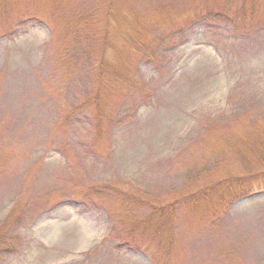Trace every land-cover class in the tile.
Segmentation results:
<instances>
[{"label": "rangeland", "instance_id": "rangeland-1", "mask_svg": "<svg viewBox=\"0 0 264 264\" xmlns=\"http://www.w3.org/2000/svg\"><path fill=\"white\" fill-rule=\"evenodd\" d=\"M263 172L264 0H0V264H264Z\"/></svg>", "mask_w": 264, "mask_h": 264}, {"label": "trees", "instance_id": "trees-1", "mask_svg": "<svg viewBox=\"0 0 264 264\" xmlns=\"http://www.w3.org/2000/svg\"><path fill=\"white\" fill-rule=\"evenodd\" d=\"M221 18H223L224 20L230 21L229 18H226L224 16L223 17L221 16ZM91 106H95L96 112L99 114V109L97 108L98 107L97 99L94 96L91 99L80 104L75 109H72V111H70L65 118L61 119L59 121V128L62 129L63 127H66L68 120L76 112L82 110L84 107H91ZM96 127H97L96 128V136L98 137L97 139L100 140L102 137V130L98 125ZM250 179H254L253 184H247L246 183L244 185H240L241 183H239V185L236 187H234L232 184L234 182H227V186H225L224 189L218 190L219 200L225 199V198H228V199L230 198L231 200H239V199H243V198L247 197V195L249 193H252L253 191L264 190V172L260 173V174L250 175V176L246 177L244 180L248 182V180H250ZM102 190L103 191H100V192L98 190H96L95 194H100V193L106 191L104 189H102ZM155 211L152 212L153 215H155L154 213H156V219H157V223L155 225V227H156L155 232H157L158 234L161 235L162 239H160V240L165 242L166 245H170L171 237H172V231L174 229V217H175V215L172 212V210H170L168 212H164V210L161 211L160 209H156ZM23 219H24V215L23 214L21 215L20 213L18 215L16 213V208H13L5 217V220L3 221L4 225L2 227H6V225L8 223L20 224V223H22ZM147 221H150V220H147ZM147 221H143V222L141 221L137 225H139L140 227L146 228ZM133 227L134 226H132V228ZM132 230H134V229H132ZM7 234L8 233H5L3 231V229H2V232H0V244H1L0 250H2L5 253H13L16 250L15 243L11 242L9 240V238L6 240H3V238L8 237ZM129 234L130 233H128V235ZM163 234L165 235V239L163 238ZM10 237L12 238L13 236L10 235ZM141 238L142 237H137L136 239L131 238V237H126V238H122V239L119 238V242H120L119 245L126 246L129 249L143 250V252H146L144 249L141 248V244H143Z\"/></svg>", "mask_w": 264, "mask_h": 264}]
</instances>
